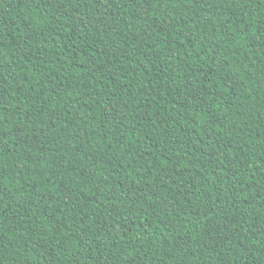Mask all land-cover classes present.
<instances>
[{
  "label": "trees",
  "instance_id": "1",
  "mask_svg": "<svg viewBox=\"0 0 264 264\" xmlns=\"http://www.w3.org/2000/svg\"><path fill=\"white\" fill-rule=\"evenodd\" d=\"M0 264H264V0H0Z\"/></svg>",
  "mask_w": 264,
  "mask_h": 264
}]
</instances>
